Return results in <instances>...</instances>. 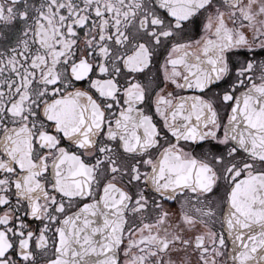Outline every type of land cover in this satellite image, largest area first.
<instances>
[{
	"label": "snow or ice",
	"instance_id": "obj_1",
	"mask_svg": "<svg viewBox=\"0 0 264 264\" xmlns=\"http://www.w3.org/2000/svg\"><path fill=\"white\" fill-rule=\"evenodd\" d=\"M0 264H264V0H0Z\"/></svg>",
	"mask_w": 264,
	"mask_h": 264
},
{
	"label": "flooded vegetation",
	"instance_id": "obj_2",
	"mask_svg": "<svg viewBox=\"0 0 264 264\" xmlns=\"http://www.w3.org/2000/svg\"><path fill=\"white\" fill-rule=\"evenodd\" d=\"M169 206H174V205H169ZM215 230L219 233L221 231L220 226L217 225ZM225 235H226V230H225ZM228 244H229V246H231V241H228ZM221 259H223V257H221Z\"/></svg>",
	"mask_w": 264,
	"mask_h": 264
}]
</instances>
